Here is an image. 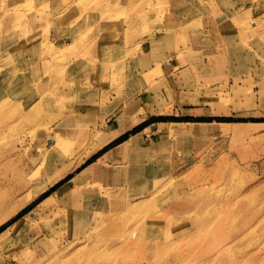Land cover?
<instances>
[{"label":"rangeland","instance_id":"rangeland-1","mask_svg":"<svg viewBox=\"0 0 264 264\" xmlns=\"http://www.w3.org/2000/svg\"><path fill=\"white\" fill-rule=\"evenodd\" d=\"M88 3L0 0V65L8 58L13 72L0 86L14 82L0 90L14 109L1 117L0 264H72L74 253L86 264H145L155 239L169 249L149 264H264V0H119L101 29L116 61L99 72L86 55L100 30L77 18ZM218 123L255 125L235 136ZM133 140L109 161L126 165L99 161ZM151 146L166 153L139 151ZM98 161L103 175L73 182ZM62 186L82 192L74 217ZM118 201L131 207L114 212Z\"/></svg>","mask_w":264,"mask_h":264},{"label":"bare ground","instance_id":"bare-ground-1","mask_svg":"<svg viewBox=\"0 0 264 264\" xmlns=\"http://www.w3.org/2000/svg\"><path fill=\"white\" fill-rule=\"evenodd\" d=\"M84 1H88V0H84ZM119 0H94V3H92V0H89V3L87 5H84L83 8H85V14H81V16H78L77 18L82 19L83 18H87V21H94V25L98 26L97 29H99L100 33L98 34L97 40L95 41V45H96V49L92 50L90 48V53H88V59L91 63H96L99 64V66L92 68V70H95L94 72H99V69H102L104 67V69H111L114 66L115 63V58L114 57H109V55L111 54L112 50L109 48H112L115 44V41L113 38L111 39H107V37L104 35L105 33H103L101 31V29L110 26L111 23V17H110V12H113V10H117V6L116 4L118 3ZM95 2H100L99 7L95 8L94 4ZM87 6H92L95 9H91V10H87ZM18 7V6H16ZM19 9V8H18ZM11 10V9H10ZM93 11V12H92ZM14 12L16 15H21V12L18 11H11ZM37 18V17H35ZM33 17V19H35ZM137 19H141L142 16L138 14V16L136 17ZM82 25H80L81 27ZM68 29H70V27L66 26L65 27V31L69 32ZM104 31V30H103ZM69 33H73V32H69ZM70 42V41H69ZM48 48L49 45H47ZM84 47V46H83ZM109 50V51H108ZM5 58V57H4ZM111 58V59H110ZM2 60V59H1ZM97 60V62H96ZM4 63L3 65H0V78L6 79L9 77V73H13L12 72V68L9 66L10 60H8V58L3 59ZM7 61V62H6ZM86 63H82L81 66L85 69L87 66H91L90 62L88 60H86ZM80 66V67H81ZM72 71V70H71ZM9 74V75H8ZM5 75V76H4ZM4 76V77H3ZM11 84H14V82L11 80ZM11 84L8 83V85H2L0 86V90L6 92L8 90V87L11 86ZM19 115L21 117V120H23L25 118V120H32L34 118V114L31 112L30 107L26 104V103H20L19 104ZM9 103H8V99L7 97L3 98L2 100H0V132L4 129V124L1 120V117H7L10 118L11 114L13 113L14 109L11 110V108H9ZM9 108V109H8ZM6 123V122H5ZM123 123V121H122ZM169 123V122H168ZM179 124V123H177ZM183 124V123H182ZM186 124V123H185ZM194 125V123H192ZM203 124V123H202ZM210 124V123H209ZM220 124V123H219ZM136 125V122L132 123L131 125H127L125 130H130L132 127H134ZM197 125V124H196ZM168 130V127L165 126ZM110 128V127H109ZM114 129V128H113ZM125 130L123 131H116L112 136L111 139L108 140H104L102 144H100L101 146L103 144H108L110 141L116 139L117 137H119L122 133L125 132ZM82 132V131H81ZM80 133V132H79ZM78 133V134H79ZM169 133H171L172 135H176L178 134L177 131H169ZM73 135H77V133H74ZM71 132H69V136L68 138L73 139L75 136H73ZM100 138V137H99ZM108 141V142H107ZM101 142V140H100ZM107 142V143H106ZM138 142L137 140H133L130 143H127V141L119 144L118 146L114 147V151L110 152L109 155L106 157L107 159H117L118 156H120L121 154H125L127 153L128 150H130L132 147H134V145H136ZM113 150V149H112ZM108 153V152H107ZM106 153V154H107ZM101 162H95L93 164L88 165L86 168L82 169L80 172L77 173L76 178L74 179V183H77L78 180H84L86 178H89L91 176L95 175H103L101 171ZM63 175V174H62ZM62 175L56 177L53 181H51L49 184L42 186L38 189H36L26 200H25V204H28L30 202H33L36 198H38L42 193H44L50 185H53L54 183L58 182L60 180V178L62 177ZM70 187L69 186H62L58 191H56V193L59 192H63V194L65 193V198L63 201L65 202H69V212L66 215L68 216H73L72 214V210L71 208L74 206L76 208H78L79 210H81V205L80 204L82 202V198L81 196V191L80 190H69ZM76 189V188H75ZM67 192V193H66ZM70 196V197H69ZM51 200V197H47L45 200H43V202H45L44 204H49ZM62 201V202H63ZM119 202V201H118ZM122 202H119L118 206L115 207H110V209L114 212H119L121 210H125L127 208V206L130 204H124L122 206ZM131 207V206H128ZM77 211V209H74V212ZM12 216V214H10ZM9 215V216H10ZM77 215V214H76ZM74 217V216H73ZM77 217H79V215H77ZM19 221V220H18ZM111 227L117 228V223H114L111 225ZM8 231L4 230L0 233V242H2L1 240H3L4 238H6L8 236ZM161 235H157L156 237L158 238ZM161 239H155L154 242L148 241L147 242V247H144V250L148 251L147 253H145L144 255H139V257L144 260L145 264H149L148 262L153 263V260L156 261L155 259L157 258L158 252H162V250H166L169 249L168 244H162V243H158ZM152 243V244H151ZM165 243H167V241H165ZM225 252H223L222 250H219L216 254V256L213 258L214 261H222V259L226 256L224 254ZM72 260V264H86L80 261V256L79 254H75L71 257ZM157 262V261H156ZM222 264V263H221Z\"/></svg>","mask_w":264,"mask_h":264},{"label":"crops","instance_id":"crops-1","mask_svg":"<svg viewBox=\"0 0 264 264\" xmlns=\"http://www.w3.org/2000/svg\"><path fill=\"white\" fill-rule=\"evenodd\" d=\"M178 58L180 59V62H178V63H180L181 64V67H180V69H179V71L180 72H182V71H184L185 69H187L188 68V66L187 65H184V61H182V59L183 58H185L183 55H181V56H178ZM182 61V62H181ZM179 64V65H180ZM177 123H179V124H177ZM183 123V124H182ZM186 123V124H185ZM192 123H194V125L192 124ZM203 123V124H202ZM168 124H176V125H178L180 128L181 127H185V126H192V128H194V130L197 128V127H205V128H208V127H211L212 126V123H208V122H176V123H165V122H163V123H160V125H161V127H165L166 125H168ZM197 124V125H196ZM219 124V123H218ZM220 124H222V125H224V126H226V127H228L229 129H233V134L236 136L237 134V129H239L240 127H242V126H245V125H249V127H253L255 124L254 123H220ZM219 124V125H220ZM153 128H158V126H155V125H153ZM160 131H162V130H160ZM189 132H187V136H192L191 135V133L190 134H188ZM112 151H114V148H113V150L111 149L107 154H105L104 156H102L100 159H99V161H104L105 163H107V164H105V165H107V166H109V167H111V168H118L119 166H122V165H126V163H123L122 165L121 164H119V165H114L112 162H111V164H113V165H109V161L110 160H120V158L119 159H107L106 157L109 155V153L110 152H112ZM139 151H143L144 153V155H147V154H150V155H153V156H151V159L153 158V157H156V155H161V154H165L166 153V148L165 147H163V146H159L158 148L157 147H154V146H151V147H145V148H140V150ZM151 159H150V162H151ZM150 162L149 163H144V165H151L150 164ZM127 164H129V163H127ZM103 166H104V164H103ZM180 175H184V174H180ZM51 186H54V184L53 185H50L49 186V188L51 187ZM48 188V189H49ZM47 189V190H48ZM50 197V196H49ZM138 198V197H137ZM140 198V197H139Z\"/></svg>","mask_w":264,"mask_h":264}]
</instances>
